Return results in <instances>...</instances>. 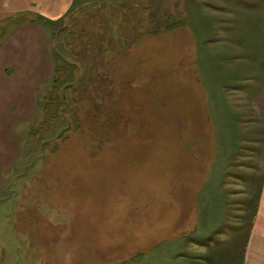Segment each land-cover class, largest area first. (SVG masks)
Instances as JSON below:
<instances>
[{"label": "rangeland", "instance_id": "obj_1", "mask_svg": "<svg viewBox=\"0 0 264 264\" xmlns=\"http://www.w3.org/2000/svg\"><path fill=\"white\" fill-rule=\"evenodd\" d=\"M219 4H251L256 18L264 11V0H73L54 29L33 12L0 17V48L20 25L49 32L54 52L45 60L33 55L43 63L35 74L38 99L52 89L56 65L71 84L57 91L64 103L49 114L37 109L33 121L19 123L18 143L1 147L0 264H185L175 255L194 242L214 245L219 259L227 246L217 247L221 234L227 242L238 234L227 214L254 211L252 195L230 193L234 182L247 191L257 184L258 174L237 166L254 161L250 150L258 147L249 141L263 136L253 120L230 114L233 134L225 128L226 143L218 144L221 122L208 112L219 89L208 85L203 66L226 67L222 94L232 103L233 88L248 82L240 69L256 58L242 56L248 63L239 64L234 52L220 49ZM259 36L264 23L249 40L259 43L262 64L251 65L262 76L252 93L264 82ZM17 86L30 87L29 99L27 74ZM204 183L207 198L203 191L196 200ZM185 196L193 208L184 223H175L179 214L169 217L171 210L161 217ZM236 217L246 224L243 213ZM165 241L174 243L158 259Z\"/></svg>", "mask_w": 264, "mask_h": 264}, {"label": "crops", "instance_id": "obj_2", "mask_svg": "<svg viewBox=\"0 0 264 264\" xmlns=\"http://www.w3.org/2000/svg\"><path fill=\"white\" fill-rule=\"evenodd\" d=\"M71 4L73 5V0H0V17L19 12H33L37 15H42L48 21L56 22L65 18ZM250 5L219 4L217 24L221 38L218 39V46L221 50L228 48L230 49L229 51L234 52L237 55L235 61L239 64L248 63L244 60L245 58H241L242 56L250 58L256 56L253 63H258V66L262 67L255 54V48L259 47V43L255 45L249 40L254 38L253 34L257 31L258 25L264 23V18H261V14L264 11L259 13V17L256 18L250 14ZM244 7L247 9L246 11H244ZM20 26L11 33V36L0 48V56H2L0 58V150L1 147L2 149L8 148L18 143L17 128L21 121L31 122L35 119L33 116L38 111L37 93L39 89L35 74L39 73L40 69L37 70L36 68L41 64L43 66V63L38 58H36L37 62H35L33 55L35 53L36 55H41L42 59L45 60L48 59V56L53 51L51 43L47 41L50 37L49 32L47 33L43 26L38 23ZM259 40L264 41V36H259L255 41ZM40 41H43L44 44L38 43ZM35 43H38V45L33 47ZM205 56H211L210 50L205 53ZM253 63H248L250 67L240 69V73L244 75V79H247L248 82L243 85L246 88L233 86L235 100L232 103L227 102L222 94V90L225 88L224 82L229 79V71L226 70V67L215 68L208 63L203 66V73L208 85H217L219 89L214 95V103L208 112L210 115L216 116L214 119L221 122L220 126L218 125L219 146H224L226 143L227 133L224 134V129L227 128L230 134L232 133L231 127L228 126L232 120L229 116L230 114H241L244 119L253 120L252 124L256 127L255 131L260 130L263 135L260 140L253 138L249 141L250 144H255L258 147L253 151L250 150V158H253L254 161L247 166L243 163H238L237 166V168L248 169L253 178L258 174L259 179L255 178L257 184L247 191L240 183L234 182L233 186H236V190L230 193L231 198H235L233 196H243V199H246L244 197L252 195L256 200L254 211H252V208L244 210L238 207L236 214L233 216L227 214V216L234 218L233 222L238 227V234L231 237V242H227V236L221 234V244L217 243V247L220 248L225 244L227 246H224L219 259L213 256L215 253L213 251L214 245L209 242H197L198 244L194 242L192 246L186 247L187 251L175 255L180 256V259L184 260L185 264H264V82L254 93L249 91L252 87H256L257 82H259L257 78L262 77L257 70L251 68ZM263 69L264 66L259 71L262 72ZM9 72L12 73L10 74ZM215 73L219 74L218 78L214 76ZM24 74L28 75V82L32 85L29 99L27 91L30 90V87L22 89L17 86L18 77ZM41 92L42 90L39 93L41 94ZM3 120L5 121L4 127L2 125ZM202 142L206 141L203 139ZM255 152L257 153L256 157L252 155ZM213 154L214 150L211 148L208 159L210 156L211 160ZM229 168L230 166L225 167L226 170ZM207 184H202L196 200L201 199L200 196L203 191L202 200L207 198V193L204 190ZM188 201H190V204ZM191 202L192 196H185V200L183 199L181 203L178 201L177 206L173 205V209L163 210L164 213L161 214V217L167 216L163 214L171 210L168 216L172 217L170 214H179V216L175 217V223L178 220L181 221H179L180 224L184 223L187 219V216H185L187 210L189 212L192 211ZM204 213L205 217H210L214 212H209L208 215L206 212ZM240 213L244 214L246 222L244 226L239 224L240 221L236 220V216H239ZM164 226L167 227L169 225ZM240 234L242 235L240 236ZM169 243L174 242L166 243L165 241L160 243V247H157L158 250L155 254L158 255V259L166 255L167 246L171 245Z\"/></svg>", "mask_w": 264, "mask_h": 264}, {"label": "trees", "instance_id": "obj_3", "mask_svg": "<svg viewBox=\"0 0 264 264\" xmlns=\"http://www.w3.org/2000/svg\"><path fill=\"white\" fill-rule=\"evenodd\" d=\"M61 20H63V19H61ZM56 22H58V21H56ZM45 24H47L50 27V29H52L53 26H56V25H54L55 23L52 21H47V22H45ZM55 54L57 55L56 57L61 58L57 53H55ZM61 59L67 66H72V64H69L66 61H64L63 58H61ZM62 76H63V74H62V70L60 69V66L56 65L55 69H54L53 77H52V80H53L52 89H50V91H48L46 94H43V92H41L39 99H38V109L39 110L41 109V112H44L45 114H49V109L52 107L54 108V105H56L57 103H64V101L66 99V95L63 94L60 98H58L57 96L59 93L57 91L60 87H64V88L67 87L69 89L71 87V84L69 86H66L65 81H62ZM40 98L42 99L43 103L40 102ZM63 132H64V130H63Z\"/></svg>", "mask_w": 264, "mask_h": 264}]
</instances>
